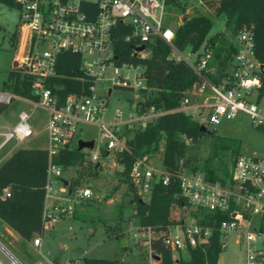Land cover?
I'll use <instances>...</instances> for the list:
<instances>
[{
    "label": "built area",
    "instance_id": "2783aa9c",
    "mask_svg": "<svg viewBox=\"0 0 264 264\" xmlns=\"http://www.w3.org/2000/svg\"><path fill=\"white\" fill-rule=\"evenodd\" d=\"M19 11V28L24 43L18 57L19 70L31 77V90L34 105L43 107L47 113L46 130L49 145L47 148L49 163L45 186L42 220L46 226L53 225L65 215L92 199L89 185L69 189L61 180L62 168L51 163L52 157L65 149H77L79 129L82 123L96 124L100 136L93 140L92 149H83L84 165L95 173L104 157L115 156L127 151L126 130L136 127L145 128L158 116L182 111L189 114L199 125L208 130L215 129L223 119L235 118L245 114L251 123L264 131V94L260 92L262 71L253 53L254 35L248 27L237 34L236 53L229 62L225 75L218 83L210 82L203 74L211 71L208 64L212 58L209 49L196 52H180L171 42L174 28L167 18L166 0H13ZM123 22L130 26V34L124 37L132 42L133 53L139 57L150 54L149 44L159 37L171 47L170 57L176 61H185L201 78L198 84L185 92L179 107L172 110L156 109L151 106L138 113L135 108L127 119L107 123L103 119L109 99L95 91V85L101 79L111 88L131 90L146 89L145 68L132 62H117L114 54L112 28ZM144 46L142 50H137ZM61 50H70L81 56V67L91 80L89 95L68 94L60 102L59 97L48 85V79L55 73V64ZM109 72V77H105ZM20 98L7 91L0 90V102H9ZM121 110H116L120 117ZM29 114L21 111L17 123L2 134L3 142L14 139L22 142L32 134L28 122ZM85 151V152H84ZM102 152H105L103 155ZM174 177L162 165L153 162L149 156L135 159L129 173V187L141 203H149L155 186H168ZM177 178L180 181V195L185 205L179 209L187 212V217L178 219V223L169 226L162 234L163 244L171 251L175 264L182 259V252L205 244L212 232L210 227L201 224V213L219 212L234 215L231 220L223 221L218 227L223 249L226 236L238 232L237 241H246L245 264H264V160L258 157L240 155L230 169L229 178L224 184L210 182L205 175L182 167L180 162ZM61 180V187L56 183ZM6 188L2 197L8 198ZM53 201L51 205L47 202ZM247 215V218L244 217ZM262 219L259 228L248 229L253 216ZM139 229V228H138ZM248 229V230H247ZM137 238H146L149 263L155 260L151 250L152 238L149 228H141ZM40 240L35 239L38 246ZM188 254V253H187ZM157 262V260H155ZM158 263V262H157Z\"/></svg>",
    "mask_w": 264,
    "mask_h": 264
},
{
    "label": "trees",
    "instance_id": "16d2710c",
    "mask_svg": "<svg viewBox=\"0 0 264 264\" xmlns=\"http://www.w3.org/2000/svg\"><path fill=\"white\" fill-rule=\"evenodd\" d=\"M215 15L223 14L225 28L232 36H237L239 30L248 27L253 31L256 60L264 64V0H201ZM1 4L15 7L13 0H0ZM186 2L182 0H166V9L178 10L184 13ZM185 19L174 27V39L171 44L180 52H196L209 49L212 58L208 67L213 72L206 71L204 76L213 83H218L225 75L229 62L236 53V45L229 42L223 31L208 35L212 27V19L207 14L197 13L192 16L184 14ZM183 17V18H184ZM168 21L169 17L167 16ZM1 30V25H0ZM131 28L123 22H118L112 28L114 54L117 62H132L144 66L146 89L139 91L143 100L135 104L138 113L146 111L151 106L156 109L172 110L179 107L185 92L201 80L190 66L183 60L176 61L170 57L171 47L159 37L149 44L150 54L139 57L133 53L132 42H126L124 37L130 34ZM19 25L12 33V45L16 47L19 39ZM260 92L264 94V73L260 74ZM48 85L60 99V104L68 94L89 95L91 80L81 67V56L70 50L58 53L55 73L48 79ZM2 91L20 96L28 100L35 97L31 90V77L23 74L17 68H11L3 82ZM11 99L0 102V115L6 110ZM199 124L182 111L164 113L145 128L136 127L126 130L129 136L127 151L115 156L117 164L122 166L120 184L129 185V173L135 159L159 151L162 144V165L174 177L168 186L154 187L149 203H141L132 192V200L136 204L134 216L139 220V229L149 228L151 231L150 250L158 264H175L171 251L163 244L162 234L169 226L176 225L178 219L172 217V212L181 209L185 203L179 198L180 181L177 178L180 162L182 167L193 172H202L210 182L224 184L229 178L230 169L240 156V142L231 137L218 136L201 132ZM131 132V133H130ZM205 137L209 139V152L200 164L191 156H187L188 142L194 144ZM104 155L105 152H102ZM49 156L47 149L19 148L0 166V220L24 240L41 236L45 229L42 220L44 209L45 186ZM51 163L60 166L63 171L69 168H79L80 172L69 182V189L79 186L81 182L97 173L91 167L84 165V153L77 149H65L52 157ZM8 188L10 196L3 198L4 190ZM201 224L212 229L208 241L196 248H188V260L179 259V264H218L223 252V243L218 227L221 222L231 220L234 215L219 212L201 213ZM74 217V216H73ZM247 218V215L244 214ZM74 218H79L75 216ZM102 221V220H99ZM108 236L110 228L105 224ZM264 230V223L261 226ZM54 264H60L54 262ZM67 264H124L119 259L77 258Z\"/></svg>",
    "mask_w": 264,
    "mask_h": 264
},
{
    "label": "rangeland",
    "instance_id": "374dc122",
    "mask_svg": "<svg viewBox=\"0 0 264 264\" xmlns=\"http://www.w3.org/2000/svg\"><path fill=\"white\" fill-rule=\"evenodd\" d=\"M186 2L184 13L178 10L167 11L170 25L174 28L185 19L184 14L192 16L197 13L207 14L212 19V27L208 35L223 31L229 42L237 45V36H232L225 28V17L223 14L215 15L210 12L201 0H182ZM184 17V18H183ZM0 90L3 82L7 78L8 71L13 68V62L20 47L19 43L12 45V33L19 25V11L16 7L0 3ZM22 34L20 29L19 35ZM22 44V43H21ZM17 69L20 66L17 60ZM263 73H264V64ZM214 70V68H211ZM105 77H109V72ZM109 83L101 79L95 85V91L109 99L106 111L103 115L105 122L110 123L115 120L127 119L135 108L139 100H143L144 95L139 90L126 88H111L108 94ZM121 110L120 117L116 116V110ZM25 111L29 114L28 122L32 134L22 142L12 139L6 145L4 152L15 148H48L49 141L46 130L48 118L47 111L38 105H34L31 100L14 98L0 115V131H9L18 121V114ZM78 132L79 138L83 140H96L100 136L99 127L96 124L82 123ZM211 132L218 136L231 137L240 142V155L258 157L264 160V131L255 127L249 118L243 114H238L232 119H223L220 125ZM131 133V132H130ZM3 139L0 136V141ZM162 144L159 151L147 155L156 163L162 159ZM85 152V151H84ZM209 139L202 137L194 144L188 142L187 156L195 160L192 164H200L208 156ZM122 167L116 163L112 154L100 160V167L96 176L85 178L80 187L90 186L92 199L78 207L74 214H81L79 218L72 215H65L56 223L46 226L41 237L42 245L38 259L43 264H67L69 260L76 258L95 259H119L124 264H147L149 263L148 245H145L146 238L135 237L138 233L139 220L134 216L136 204H131L132 193L128 184H120ZM79 168H69L62 172L61 180L70 181L77 178ZM61 180H58L55 188H60ZM172 217L180 219L187 217V212L181 213L178 210L172 212ZM102 220V221H99ZM262 219L260 216H253L250 221V229L253 231L259 228ZM104 224L110 228L112 234L108 236ZM244 229L230 232L225 240V247L220 258L224 264H245L246 261V241H237L238 232ZM247 229V230H248ZM40 237V236H39ZM142 249V250H140ZM44 254L45 259L42 258ZM264 257V251H263ZM49 260L50 263H48ZM182 259L187 261V252H182ZM151 264H158L155 260Z\"/></svg>",
    "mask_w": 264,
    "mask_h": 264
},
{
    "label": "crops",
    "instance_id": "0c3cea01",
    "mask_svg": "<svg viewBox=\"0 0 264 264\" xmlns=\"http://www.w3.org/2000/svg\"><path fill=\"white\" fill-rule=\"evenodd\" d=\"M19 37H20V47H19L17 56L15 57L14 61L18 60V57L20 56V49L22 48V45L24 43L23 33L19 35ZM18 43H19V39H18L17 44ZM261 67L263 71L262 64H261ZM3 133L4 131H0V136H2ZM2 142H3V139L0 141V166L12 155L14 151L19 149V146H18V148H15L11 151L4 152L8 142L4 144H2ZM26 149H44V148H37V146H35V148H30V146H28V148ZM52 203H53L52 200L47 202L48 205H51ZM130 203L133 204L134 202L132 203V201H130ZM73 216L79 217L81 216V214L75 213L73 214ZM42 236L43 234L40 237L35 236L33 239L29 241L24 240L0 220V264H43V262L39 260L37 257V255H39V253L41 252L40 247L42 245V241H41ZM35 239L40 240L38 246L34 245ZM43 257H44V254H42V258ZM46 261L50 263L49 260L46 259Z\"/></svg>",
    "mask_w": 264,
    "mask_h": 264
},
{
    "label": "water",
    "instance_id": "95a60500",
    "mask_svg": "<svg viewBox=\"0 0 264 264\" xmlns=\"http://www.w3.org/2000/svg\"><path fill=\"white\" fill-rule=\"evenodd\" d=\"M143 48H144V46H141L137 50L139 51V50H142ZM17 65H18L17 61H14L13 62V68H17ZM199 130L201 132H204V133H208V134L211 133L210 130H208L205 126H202V125L199 126ZM92 148H93V140H83V139H79V141H78V148H77L78 151H81L83 149H92ZM62 183H63L64 186H66V187L68 186V182L67 181H62ZM157 259L158 258H155V260H157ZM222 261H223V259L220 258L218 264H221Z\"/></svg>",
    "mask_w": 264,
    "mask_h": 264
},
{
    "label": "bare ground",
    "instance_id": "6f19581e",
    "mask_svg": "<svg viewBox=\"0 0 264 264\" xmlns=\"http://www.w3.org/2000/svg\"><path fill=\"white\" fill-rule=\"evenodd\" d=\"M221 264H224V262L222 261Z\"/></svg>",
    "mask_w": 264,
    "mask_h": 264
}]
</instances>
